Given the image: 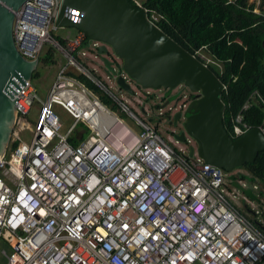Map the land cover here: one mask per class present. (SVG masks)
Returning <instances> with one entry per match:
<instances>
[{
	"label": "built area",
	"instance_id": "obj_1",
	"mask_svg": "<svg viewBox=\"0 0 264 264\" xmlns=\"http://www.w3.org/2000/svg\"><path fill=\"white\" fill-rule=\"evenodd\" d=\"M130 2L143 9L138 0ZM58 11L54 0H29L13 21L14 42L25 60L39 59L49 44L67 64L58 68L44 99L32 81L14 96L16 127L29 131L30 139L22 142L17 136V146L0 159V242L9 249L2 251L6 264H264V187L246 180L232 185L226 173L198 156L181 123L167 127L186 109L185 93L181 103L168 102L179 94L158 98L167 104L162 108L149 93L156 91L136 86L108 47L101 54L97 42L81 48V32L59 45L52 36ZM147 19L157 21L154 15ZM197 56L205 66L213 63ZM76 74L117 109L105 106L71 76ZM118 77L138 95L140 112L111 92H125L117 86ZM254 95L232 118V138L251 128L243 115ZM35 103L36 117L29 123ZM55 106L72 119L65 134ZM153 111L158 123L152 121ZM122 115L134 121L137 133L123 124ZM180 131L183 142L174 137ZM245 191L255 196L257 208L249 207Z\"/></svg>",
	"mask_w": 264,
	"mask_h": 264
},
{
	"label": "water",
	"instance_id": "obj_2",
	"mask_svg": "<svg viewBox=\"0 0 264 264\" xmlns=\"http://www.w3.org/2000/svg\"><path fill=\"white\" fill-rule=\"evenodd\" d=\"M29 0H0V159L7 153L17 112L14 97L32 81L39 59L25 60L13 38L16 12ZM59 11L55 26L81 32L88 40L109 47L121 60V71L142 89L174 90L183 85L195 94L184 112L183 130L197 144L199 157L226 174L253 163L264 150V134L251 128L233 139L223 122L224 89L216 75L147 19L144 9L129 0H54ZM106 71L112 72L104 60ZM117 86L132 95L121 77ZM180 114L171 122L176 125ZM184 141L183 133L175 136ZM192 153V152H191ZM190 153V154H191Z\"/></svg>",
	"mask_w": 264,
	"mask_h": 264
},
{
	"label": "trees",
	"instance_id": "obj_3",
	"mask_svg": "<svg viewBox=\"0 0 264 264\" xmlns=\"http://www.w3.org/2000/svg\"><path fill=\"white\" fill-rule=\"evenodd\" d=\"M130 1V0H129ZM147 16L157 18L155 26L199 61L197 54L204 51L213 62L208 68L216 75L224 89L221 101L224 104L223 122L226 131L232 135V118L240 111L248 98L254 95V102L244 112V122L251 128H260L264 134V13L253 11L247 0H138ZM64 46L63 38H54ZM89 40L84 39L81 48ZM55 49L49 46L42 61L55 65ZM219 66L220 71L214 64ZM38 73H33L32 79ZM87 89L97 94L100 101L111 110L117 106L101 93L93 83L82 75H71ZM170 90H166L168 97ZM152 99L153 96H149ZM82 127V126H81ZM74 146L76 139H70ZM14 141L11 149L17 146ZM241 170V173L236 171ZM227 180L259 182L264 187V150L259 152L253 163L245 164L227 174ZM250 200L255 196L245 191Z\"/></svg>",
	"mask_w": 264,
	"mask_h": 264
},
{
	"label": "rangeland",
	"instance_id": "obj_4",
	"mask_svg": "<svg viewBox=\"0 0 264 264\" xmlns=\"http://www.w3.org/2000/svg\"><path fill=\"white\" fill-rule=\"evenodd\" d=\"M231 1H234V0H231ZM247 4L254 6V8H253L254 12H256V13L263 12L264 13V0H247ZM76 33H77V31L74 29H71V28H58L57 30L52 31V36H54V38L55 37L65 38V37L69 36L70 39H73L75 37ZM91 43L92 42L89 41L88 45L90 46ZM49 46H50L49 44H45L43 46L42 51H41L40 56H39V62H38L37 68L34 71V73H38L37 74L38 76L34 77L32 79V84L37 89L38 96L40 99L45 98L47 90L49 89L50 85L52 84V82L55 79L58 68L60 66H64L67 64V60L65 58H62L57 52L54 53V56H53V58L55 60V65L45 64L42 61V59H43L44 55L47 53ZM198 55H200L205 60L209 59L208 55L204 51H200L198 53ZM212 65H215V63ZM215 66L220 71L221 68L217 65H215ZM111 92L117 98H123L124 97L128 107L130 108V110H132L133 112H136V113L140 112V106L136 102L139 99L137 94L130 95L126 92L121 93L118 88L111 90ZM184 92L189 93L183 85H181V86L177 87L176 89L170 91V93L179 94V96H180V97H177V95L170 96L169 97L170 102H174L176 99H179V98L182 99L181 95ZM149 93L155 95L156 96L155 100L159 101L158 98L162 97L165 94V91L164 90H159L156 92L149 91ZM140 99L144 100L143 98H140ZM156 104H162V105H159L162 108L166 107V105H167L165 101H163V103H161L159 101V102H156ZM171 105H173V104H171ZM147 107H149V104H147ZM37 108H38V104L35 103L34 107L32 108V110L30 111V113L28 114V116L26 118L29 123H32L33 120L35 119ZM147 110H149V108ZM54 112L59 117V120L61 123L60 133L65 134L72 124V119L61 108H59L57 106L54 107ZM119 117L121 118V121L123 122V124L128 129H130L134 133L138 132V128L136 127L134 121H132V119L130 117H128L127 115L119 116ZM160 120H161V118L159 119L157 117L156 111H153L152 121L154 123H158ZM17 136H18V138H20V140L22 142H29V139H30L29 131L24 130V129H22L20 131V129L18 127H15L11 141L9 143V147L7 149V154L11 150L12 143L17 140ZM239 172L241 173V170L236 171V173H239ZM248 184L250 185L251 183L248 182ZM244 197H245V199L247 198L246 195H244ZM247 199H249V198H247ZM240 202L242 203V201H240ZM248 205H249V207L257 208V200L248 201ZM242 214L245 215V212H242ZM2 251H6L7 253H9V249L7 248V246L4 243L0 242V264H6V259L2 255Z\"/></svg>",
	"mask_w": 264,
	"mask_h": 264
},
{
	"label": "clouds",
	"instance_id": "obj_5",
	"mask_svg": "<svg viewBox=\"0 0 264 264\" xmlns=\"http://www.w3.org/2000/svg\"><path fill=\"white\" fill-rule=\"evenodd\" d=\"M77 32H79V31H77ZM86 38V37H85ZM90 41V40H89ZM92 42V41H91ZM104 47H107V46H104ZM109 48V47H108ZM110 49V48H109ZM112 51V50H111ZM105 52H106V49H105ZM203 64H204V62H202ZM136 86H138V85H136ZM139 87V86H138ZM187 89V88H186ZM155 91H159V90H155ZM165 91V93H166V90H164ZM170 91H172V90H170ZM170 91H169V95H168V97L172 94V93H170ZM187 91H188V89H187ZM189 92V91H188ZM185 93V92H184ZM190 93V92H189ZM189 93H185V95L188 97V100H189V102L193 99V97H194V95L195 94H189ZM165 98H167L166 96H165V94L163 95ZM183 101V98L182 99H178V103H181ZM168 102H170V100H169V98H168ZM188 102V103H189ZM188 105V104H187ZM187 107V106H186ZM157 107L156 106H153V109H156ZM186 110V109H185ZM185 110H184V112H185ZM184 112L182 113V111L181 112H178L179 114H180V118L177 120V125L175 126H173V127H169V125H167V127L168 128H177V126H178V123H181L182 125H183V121H184V118H185V114H184ZM178 113H176V114H178ZM175 114V115H176ZM182 114V115H181ZM174 115V116H175ZM123 116V115H122ZM168 118H169V116H167ZM174 118V117H173ZM173 118H172V120H173ZM172 120H170V121H172ZM169 121V122H170ZM182 128H183V126H182ZM251 129V128H250ZM260 129V128H259ZM261 130V129H260ZM180 133H183L182 131L181 132H179L178 134H176V135H179ZM176 135H174V137L176 136ZM230 136H232L231 134H229ZM233 139H235V138H233ZM197 145V144H196ZM198 153V152H197ZM199 156V155H198Z\"/></svg>",
	"mask_w": 264,
	"mask_h": 264
},
{
	"label": "flooded vegetation",
	"instance_id": "obj_6",
	"mask_svg": "<svg viewBox=\"0 0 264 264\" xmlns=\"http://www.w3.org/2000/svg\"><path fill=\"white\" fill-rule=\"evenodd\" d=\"M181 115H182V114H181ZM171 122H172V121H170V122L168 121V122H167V125H169V127H173V126H174V125L171 124ZM176 125H177V124H176ZM176 125H175V126H176ZM177 127H178V126H177Z\"/></svg>",
	"mask_w": 264,
	"mask_h": 264
},
{
	"label": "crops",
	"instance_id": "obj_7",
	"mask_svg": "<svg viewBox=\"0 0 264 264\" xmlns=\"http://www.w3.org/2000/svg\"><path fill=\"white\" fill-rule=\"evenodd\" d=\"M124 116V115H123Z\"/></svg>",
	"mask_w": 264,
	"mask_h": 264
}]
</instances>
